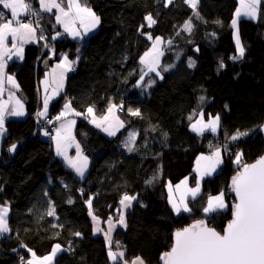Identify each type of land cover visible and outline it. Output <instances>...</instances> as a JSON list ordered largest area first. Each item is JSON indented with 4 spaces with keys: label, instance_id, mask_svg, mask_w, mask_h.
<instances>
[{
    "label": "trees",
    "instance_id": "16d2710c",
    "mask_svg": "<svg viewBox=\"0 0 264 264\" xmlns=\"http://www.w3.org/2000/svg\"><path fill=\"white\" fill-rule=\"evenodd\" d=\"M228 1L199 0L193 9L186 0H81L100 14L102 30L84 41L69 37L59 41L76 68L50 111L58 113L70 98L74 109L83 114L77 118L75 136L89 161L84 178L57 155L53 141L37 131L36 116L42 104L39 79L49 45L43 40L28 43L24 59L10 62L8 69L19 81L28 114L5 122L0 203L9 205L10 231L0 236V264H20L21 257L30 258V252L48 254L56 244L62 250L56 253L54 264H124L135 257L146 264H162L175 230L204 219L222 231L235 201L230 181L241 168L236 154L241 153V164H246L264 152V0L256 19L238 21L246 51L235 60L234 27L217 19ZM33 5L37 6V0ZM196 12L200 18H194L193 42L188 44L189 36L179 33ZM149 14L156 21L151 26L145 20ZM39 16L49 35L59 29L52 12L41 11ZM171 32L174 42L162 61L174 66L163 79L155 80L150 92L141 95L133 87L143 74L141 56L152 44L147 34L167 38ZM189 60L195 62L191 67ZM200 91L210 99L207 110L221 118L219 132L198 133L190 128L189 117ZM112 103L120 106L125 126L110 136L86 114L91 107L103 115ZM129 109H139L140 115H132ZM129 128L136 130L137 137L133 150L126 152L122 143ZM237 131L248 135L232 140ZM15 143L19 146L12 154L10 147ZM224 143L227 156L206 177L199 194L188 199L190 211L175 213L167 183L188 174L195 183L194 158ZM221 192L227 208L205 213L209 197ZM125 194L136 199L125 213L124 224H117L111 239L93 235L91 215L103 221V229L110 218L119 222ZM52 208L55 215H47ZM109 240L111 249L124 252L117 261L109 257Z\"/></svg>",
    "mask_w": 264,
    "mask_h": 264
},
{
    "label": "snow or ice",
    "instance_id": "6c2138e0",
    "mask_svg": "<svg viewBox=\"0 0 264 264\" xmlns=\"http://www.w3.org/2000/svg\"><path fill=\"white\" fill-rule=\"evenodd\" d=\"M171 0H169V3ZM193 9L196 8L197 0H186ZM261 0H241V7L236 10V16L240 17L241 14L254 18L257 16V6ZM39 9H33L30 3H26L25 0H0V5L4 9L10 10L11 19H7L3 13H0V93L3 92L5 79L9 84L15 85V80L12 76L5 77V68L7 60L12 59L15 55L19 58L23 57L22 45L30 40L36 38L37 27L39 21L37 20V26L34 27L32 22L24 23L19 17L20 15H33L39 17L40 11L52 12L56 9V20L58 23L64 25L65 31L72 35L73 37L81 35L79 29L74 27V25L79 22L80 26L83 27L85 32L90 29H94L100 22V18L93 12V10L87 6H82L79 0H68L67 10L62 6L61 2L57 0H38ZM148 25L151 26L155 24L156 21L153 19L152 15L149 14L145 17ZM237 25V19L232 20V26ZM143 27V25L141 26ZM190 21H186L184 24L185 30L191 31ZM60 35V33H57ZM11 37L12 47H8V40ZM40 39H44L40 36ZM149 39H152L149 36ZM161 38L156 37L153 42V49L150 52H146L143 57H141V62L146 64L150 71H156L158 65V43ZM171 41H169L170 43ZM236 49L238 55L232 57L233 60L243 58L245 55V48L241 43L239 35L236 36ZM18 44L20 46H18ZM14 50V51H13ZM155 51L156 55L151 56V52ZM151 56V58H149ZM71 61L68 60L65 55L61 60V63L57 65V68L61 69L59 73V83L58 87L63 86V76L64 72L71 70ZM194 61L189 60V66L194 65ZM220 67L223 68V61L220 63ZM159 74V73H157ZM143 80V76H141ZM139 83V82H138ZM18 87V86H17ZM55 93V89L53 90ZM11 99V95H10ZM49 97L45 96L44 108L47 111ZM203 101L204 97H200ZM115 105L110 106L109 112ZM70 104L65 105V109H69ZM88 113H92L93 109L89 107L87 109ZM132 115L139 116V109L133 111L129 109ZM45 112L38 113V115H44ZM23 105L19 100L15 101V107L9 110L5 103H0V134L4 132L5 117L8 116H22ZM67 112H61L59 116L56 117L57 120L64 117ZM79 115V113H77ZM200 118L196 120L195 123L191 125L193 131L198 133H203L206 129L211 130L215 133L218 129L220 122L219 115L209 118L208 122L205 123L203 120V112L199 114ZM107 120V117H104ZM192 119V117H189ZM74 121H69L68 125L74 124ZM93 123H96L95 119ZM120 127L123 126L122 122H117ZM68 125H61V129L68 128ZM100 126L99 124L97 125ZM264 127V126H262ZM61 129H57L56 149L58 155H64L65 159L68 160L70 167L75 169V171L83 176L88 165V158L83 156L79 145H77V156L75 158H68L66 156V147L71 143L70 128L66 135L61 136ZM105 131L109 132V135H115L114 131L110 128H105ZM47 134V133H46ZM248 135L247 132H239L231 136L232 140L238 139L240 136ZM136 133L129 134L128 143L132 144L135 141ZM16 145L13 144L10 148L15 150ZM133 149L129 147V151ZM226 150V146H225ZM241 153L236 154V163L241 166L242 170L238 171L232 178V190L235 192L236 202L233 204L232 219L227 223L223 230V234L216 231L214 228H209L206 226L203 220H198L188 227L177 230L174 233V243L171 246L170 251H166L162 255V260L164 264H264V156L258 158L252 164H241ZM204 161L205 173L210 174L215 170L217 164L220 163V149H216L211 156L201 155L197 159V171L200 170V162ZM151 181H147L150 183ZM187 184V178L181 181L180 184L176 185L179 189L181 185ZM199 182L197 186L192 189H187V192L191 193L193 197L199 192ZM169 191L171 193V185H169ZM135 196H130L125 194L120 201L121 205L126 206L130 204L131 201L135 200ZM170 201L172 197L170 195ZM184 197L181 196V203L177 204L172 202V208L176 213L181 212V205H183V211H190L187 204L183 203ZM71 203V201H69ZM89 208L91 209V200L88 201ZM226 207L223 194L221 193L215 197H209L208 206L204 208L205 213H211L218 210H222ZM8 213L9 208L6 206H0V234L7 233L10 231L8 223ZM47 215L54 216V208L47 212ZM95 220L96 217L93 216ZM111 220V218H110ZM120 224H124V217L121 215L119 219ZM111 228L109 229V231ZM100 231V229H97ZM75 235H81L79 232ZM111 240H109V257L113 261H117L118 258L124 256V252H113L111 250ZM117 248L121 247L119 244L116 245ZM61 250L59 244L55 245L52 249L50 255L40 258L39 260H30L28 264H50L53 257L58 251ZM29 251H31L29 249ZM33 257L35 254L33 253ZM124 264H129L128 261H124ZM130 264H143L140 257L134 258Z\"/></svg>",
    "mask_w": 264,
    "mask_h": 264
},
{
    "label": "crops",
    "instance_id": "0c3cea01",
    "mask_svg": "<svg viewBox=\"0 0 264 264\" xmlns=\"http://www.w3.org/2000/svg\"><path fill=\"white\" fill-rule=\"evenodd\" d=\"M57 2H61L62 3V6L65 8V10H67L68 0H57ZM79 3L82 6H86V5H84L81 2V0H79ZM260 3L257 6V9H258L257 16L254 17L253 19H256L259 16V5H260ZM197 5H198V2L196 4V7H197ZM37 7L39 9V7H40L39 6V3L37 4ZM240 7H241V0H238V1L237 0H229L224 5V7L220 10V12L218 13L217 19L219 21H222V22H230V23H232V20L233 19H237V25L234 27V30H235V28L238 26V21L241 18H250L248 16L243 15V13L241 14L240 17H237L236 16V10L238 8H240ZM0 10H2L3 12H5V17L7 19H11L12 18L11 17V14H10V10L4 9L2 5H0ZM41 11H43V10H41ZM93 12H95V14L100 18V25L95 29V31H94V29H90L88 32H85L84 29H83V27H81L80 24H79V22L77 21V23L74 25V27H76L77 29H79L81 35L76 36V37H73L72 35L68 34L65 31V28H64V25L63 24L57 22V20H56L57 11H56V9H53L52 10V13H53L54 18H55L56 26H58L59 29L57 31L52 32V34H50V38H49V41L50 42H49V44H47V46L49 45V50L47 52V55L43 58V61H42V65L44 66V71H43L42 76L39 79V91H40V96H41L42 104H41V108L38 110V113L45 112V109L42 108L44 106V97L45 96H48L50 98L49 101H48V106H51L52 102L54 100H56L61 95V93L65 90L67 77L70 74V72L72 71V67H71V70L64 72V76H63V86L62 87H58V83H59V73H60L61 69L57 68V65L61 63V60L63 59V57L65 55L67 56L68 60L72 62V59L70 58L68 51L64 50L62 44H61V47L58 46L59 41L63 40L65 37H69L70 39H73V40L84 41L89 36H91V35H93V34H95L97 32H101V30H102V18L100 16V14L97 13V11L93 10ZM24 15L25 14L22 13L19 18L22 20ZM0 22H2V21H0ZM24 23H27V22H24ZM234 30H233V35H234V39L236 41V35H235V31ZM57 33H60V35H57ZM38 38H39L38 37V32H36V38L34 40H30V41H28V42H26V43H24L22 45V48H23V57L22 58H19V57L13 55L12 56V59L7 60V64H6V68H5V77L12 76L14 78V80H15V85L9 84L7 82V80L5 79V83H4V86H3L4 90H3L2 93H0V103H5L6 104V107L9 110H11V109H13L15 107V101L16 100H19L20 103L23 105V112H24V114L22 116H8V115H6L5 122L9 118H21V117H25L28 114L25 101H24V99H23V97H22V95L20 93L21 90H20L19 81L17 80V78L15 77V75L11 71H9L8 66H9L10 62L13 61V60H23L24 59V56H25V47H26V45L28 43H31V42H37L38 41ZM162 40H163V37L160 40V42L158 43V47L159 48H161ZM18 46H20V45L18 44ZM8 47L9 48L12 47L11 37H9V40H8ZM236 54L238 55V53H236ZM50 59H54V61L51 64L48 63V60H50ZM54 87L57 88V90L55 89L56 90L55 93L53 91L54 90ZM10 95H11V99H10ZM207 102L210 103V99H208ZM66 104H70V106L73 107V105L71 104L70 98H66V100L64 101V104H63L62 108L59 110L58 113H56L57 116H59L61 112H64L65 111V105ZM112 105H115L116 107L115 108H112V111L109 112V108ZM119 109H120V106L118 104L112 103L111 105H109L107 111L105 112V114H103V116H102V118L100 120V126L98 128H101V130L104 131V132H106L107 134H109V132L105 131L104 129L105 128H110L111 131H114L115 134H117L125 126V122H124L123 118L121 117V115L119 113ZM66 111L70 112L69 114L71 116H73L74 118L71 119V120L70 119L67 120V122L64 121V123L63 122H59L62 119H59V120L56 119L57 122H56V126H55V137L57 136V129H58L59 124H61V125L62 124L63 125H68V122L69 121H74L75 123L74 124H71V125H68V128L61 129V127H60L59 128V129H61L60 135L61 136L66 135L67 132H68V130H69V128H70V134H71L72 140H71V143L69 145H67V147H66V156L68 158H75L77 156V145H79L80 151H81L82 155L84 156L85 153H84L83 147L79 143V141L77 140V138L75 136V126H76L77 118L80 115H83V114L79 113L77 110H76V112H74V109L73 108L66 109ZM201 111L204 114L203 120H204L205 123L208 122L210 116L211 117H215V116L219 115L217 113H213L211 111H208L207 109H203ZM49 112H50V108L47 109V111L45 112L44 115H42V116L41 115H38V116H39V118H45ZM77 113H79V115H77ZM96 114L97 113L95 112V109H93V112L91 114L88 113L87 117L92 122L93 117H95V116L98 115V114L97 115ZM199 114H197V116L193 120L191 119V122H190V128L191 129H192L191 125L193 123H195L196 120H198L200 118ZM104 117H107L108 119L105 120ZM118 121L123 123V126L122 127H120L118 125V123H117ZM221 124H222V122H221V118H220V122H219L218 129H217L216 132H219V130L221 128ZM4 129H5L4 132L2 134H0V156H1V151H2V141H3V137H4V135H5L6 131H7L6 130L5 123H4ZM132 129H134V128H129L127 130V132L125 134V137H126V135L130 131H132ZM43 131H44V134L42 133ZM205 131H211V130H207L206 129ZM134 132L136 133V137H137L136 130H134ZM41 134L48 139V136H47L45 130H42L41 131ZM110 136H113V135H110ZM55 137H54V139L52 141H53V145H54V150L57 153ZM125 137H124V140H125ZM136 137H135V139H136ZM124 140H123V143H122V147L124 145ZM133 144L134 143L129 144V145L126 146V149H124V148L123 149L126 152H129V147L132 148ZM15 145H16L15 150H11V153L12 154L16 152V150H17V148L19 146V144H15ZM225 146H226V150H225ZM220 147L215 148V150L216 149H220V163L216 165L215 170L212 171L210 174L205 173V170H204V164H205V162L204 161H201L200 162V166H199L200 170L197 171V167H198V165H197V159L201 155L211 156L212 153H213V151L200 152V153L197 154V156L194 158V160L192 162V170L195 173V178H196L195 179V183H192L191 182L190 174L184 176L183 178H181L177 182L169 181L167 183L168 191H169V185H171V193L169 191V201H170V195L172 197V201H170V204L171 205H172V202L173 201L176 202L177 204H180L181 203V196H183L184 197L183 203L187 204V206L189 208L188 199L191 198V197H193V196L191 195V193L187 192V189L195 188L197 186V182H199V187H200L199 192H200L201 189L203 188V183H204L205 178L207 176H209V175H213L218 170V168L221 166V164L225 160V158L227 156V153H228V147H227L226 144H223ZM58 156L66 163L67 166H69L68 160L65 159V156L64 155H58ZM88 167H89V161H88V165H87V168H86L83 176H80L75 171V169H73L72 167H70V168H72L78 174V176L80 178H84L85 175L88 172ZM185 178H187V184L186 185H181V187L179 189H177L176 188V185L180 184L181 181L185 180ZM199 192L196 195H198ZM133 203H134V200L131 201V203L130 204H127L126 206L121 205V207H122L121 208V210H122L121 211V215L124 218H125L126 211L131 208V206L133 205ZM7 205H8L7 203H0V206H6V207H8ZM181 212H183V205H181ZM9 213H10V208H9ZM9 213H8V219H9ZM207 214H209V213H207ZM93 216H95V215L92 214L91 217H90L91 230L93 231V235H98V234L106 235L103 227H101L99 225L98 218L95 216L96 219L94 220L93 219ZM97 229H100V231H97ZM5 234L6 233H2V234H0V236L5 235ZM88 234H89V232L86 233V235H88ZM51 252L48 253V254L42 255V256H37L35 254L36 256L33 257L32 260H34V259L39 260L42 257H45V256L50 255ZM117 252H120V251H117ZM30 256L31 257L33 256V252H30ZM54 259H55V256L53 257V260L50 262V264H54ZM142 261H143V264H146L143 259H142ZM129 264H130V262H129Z\"/></svg>",
    "mask_w": 264,
    "mask_h": 264
},
{
    "label": "rangeland",
    "instance_id": "374dc122",
    "mask_svg": "<svg viewBox=\"0 0 264 264\" xmlns=\"http://www.w3.org/2000/svg\"><path fill=\"white\" fill-rule=\"evenodd\" d=\"M172 1V0H171ZM238 1V0H237ZM25 2L26 3H30L31 5H32V7H34V8H38L37 6L35 7L34 5H33V0H25ZM166 2L167 3H169V0H166ZM197 2H199V0H197ZM37 4H38V0H37ZM0 13H3L4 14V16H5V12H3L2 10H0ZM98 13V12H97ZM257 13H258V9H257ZM99 14V13H98ZM152 15V14H151ZM153 17V16H152ZM199 19L200 18V15L198 14V12H196L195 13V15H194V17H192L191 19H189V20H187V21H190V23H191V31H188V30H185V28H184V25L181 27L182 28V30L180 31L181 33H179V34H181V35H183L184 37H188L189 36V39L187 40V42H188V44H191L192 42H193V40L190 38V36H191V34H192V30H193V27H194V25H195V19ZM153 19L155 20V18L153 17ZM28 23V22H27ZM148 23V22H147ZM185 24V23H184ZM33 25L36 27L37 26V24L36 23H33ZM100 25V22H99V24L94 28V31H95V29L98 27ZM41 30L43 31V32H45V45L46 44H49V38H50V35H49V33H47L45 30H44V28H43V26H41ZM41 30H40V28L39 27H37V32H38V37H39V35H40V32H41ZM235 35L237 36V34L239 35V38H240V33H239V28H238V26L235 28ZM171 34V35H170ZM169 34V37H167V38H165L164 36H162V35H156V36H154V37H152L151 36V34H147V36L149 37V36H151L152 37V45H151V47L148 49V50H146L144 53H143V55L141 56V57H143L144 55H145V53L146 52H150V50H152L153 49V42H154V40H155V38L156 37H160L161 39H162V37H163V40H162V45H161V48H159L158 47V45H157V47H158V50H159V56H158V65H157V67H156V71H150L149 70V68H148V66L146 65V64H144V63H142V65H143V74L141 75V76H143V80H141V77H140V79H139V83L137 82L136 83V85L133 87L134 88V90L135 91H137L138 93H140L141 95H143V94H146V93H148V92H150V90H151V88H152V86L155 84V80L156 79H163L164 78V76H165V74L169 71V70H171L172 69V67L174 66L173 64H169V63H164L163 61H162V56H163V54H164V52L165 51H167L168 49L167 48H169V46L171 47V45H173V42H174V32H171ZM38 40H40L39 38H38ZM169 41H171L170 43H169ZM243 45V44H242ZM154 55H156V52L155 51H152L151 52V56H154ZM151 56L149 57V58H151ZM73 63H72V68H73V64H74V60L72 61ZM157 73H159V74H157ZM16 77V76H15ZM158 77V78H157ZM54 89H56L57 90V88L56 87H54ZM200 97H204V100L203 101H201L200 100ZM44 99H45V97H44ZM208 96L206 95V93L204 92V91H200L199 92V94H198V96H197V103H196V106H195V108H194V112H193V115L191 116L192 117V120L197 116V114H199L200 113V111L201 110H203V109H207L208 108ZM66 100V99H65ZM63 104H64V102H63ZM63 106V105H62ZM43 109H45L44 108V106L42 107ZM50 108V106H48L47 107V109H49ZM62 108V107H61ZM70 108H73L74 109V107H71L70 106ZM92 109H94V108H92ZM119 111H120V109H119ZM64 112H67V114L64 116V117H62L61 119L62 120H60L59 122H63L64 123V121L65 122H67V120H71V119H73L74 117L73 116H71L69 113L70 112H68V111H66V109H65V111ZM74 112H76V110L74 109ZM91 114V113H90ZM105 114V113H104ZM86 115H88V111H87V114ZM97 115V114H96ZM102 116L103 115H97V116H95V117H93V119H92V122H93V120L95 119V121H96V123H93L95 126H97L98 124L100 125V120H101V118H102ZM56 117H57V115H56ZM56 117H55V120H56ZM64 118V119H63ZM58 122V123H59ZM191 122V121H190ZM61 127V124H59V126H58V129ZM98 127V126H97ZM101 129V128H100ZM134 130L135 129H132V131H130L127 135H126V137H125V140H124V145H123V148L124 149H126V146L127 145H129V143H128V140H129V134L130 133H133L134 132ZM43 134H44V131L42 132ZM106 133V132H105ZM109 135V134H108ZM221 138H223L222 136H221ZM222 141L223 142H225L224 141V139H222ZM16 144V143H15ZM224 144H226V143H224ZM221 145H223V144H221ZM221 145H219L218 147H220ZM215 148H217V147H214L211 151H213L214 152V150H215ZM221 148V147H220ZM84 150V149H83ZM85 153V152H84ZM84 156H86V155H84ZM87 157V156H86ZM171 165V161L169 160L168 162H167V168H169V166ZM206 179V178H205ZM205 181V180H204ZM203 185H204V183H203ZM222 194H223V199H224V202H225V205H226V207L225 208H227V206H228V202H227V199H226V196H225V194L223 193V192H221ZM221 193H217V194H213V195H211L210 197H215V196H218V195H220ZM8 207H9V205H7ZM208 206V201H207V205H206V207ZM224 208V209H225ZM176 213V212H175ZM98 218V217H97ZM98 220H99V225L101 226V227H103V221L101 220V219H99L98 218ZM107 224H108V227H107V229H105L104 228V231H105V236H106V238L107 239H111L112 238V236L114 235V230L116 229V226H117V224L119 223L118 221H114V220H108L107 222H106ZM111 228V230L109 231V229ZM57 245V244H56ZM60 245V244H59ZM61 246V245H60ZM61 250H62V246H61ZM60 250V251H61ZM113 252H117V250H114V249H111ZM59 252V251H58ZM34 254H36L37 256H42V255H39V254H37V253H35V252H33ZM35 255V256H36ZM32 258H33V256L32 257H30V259H29V261L30 260H32ZM111 261H113V260H111Z\"/></svg>",
    "mask_w": 264,
    "mask_h": 264
},
{
    "label": "built area",
    "instance_id": "2783aa9c",
    "mask_svg": "<svg viewBox=\"0 0 264 264\" xmlns=\"http://www.w3.org/2000/svg\"><path fill=\"white\" fill-rule=\"evenodd\" d=\"M32 8L33 9H37V8H34V7H32ZM22 20L24 22H32V23H36V24H37V20H38L39 21L38 27L41 30V26L42 25L40 23V16L36 17V16H33V15H26L25 14L23 16ZM40 36H43L44 39H40ZM39 39L43 40L45 42V32H43L42 30L40 32ZM230 55L233 56L234 54L231 53ZM77 58H78V56H75V60H77ZM74 68H76V64L75 63L73 64V69ZM55 117H56V113L52 112V111H50L45 118H39L38 115L36 116V118H37V131L45 130L49 140H53L54 137H55V126H56ZM213 138H214V136H213ZM29 259L30 258L24 259V258L21 257L20 258V264H28Z\"/></svg>",
    "mask_w": 264,
    "mask_h": 264
},
{
    "label": "water",
    "instance_id": "95a60500",
    "mask_svg": "<svg viewBox=\"0 0 264 264\" xmlns=\"http://www.w3.org/2000/svg\"><path fill=\"white\" fill-rule=\"evenodd\" d=\"M262 156H264V152H263L261 155H259L256 159H254L253 161L248 162V163H246V164H252V163H254L258 158H260V157H262ZM241 170H242V168H240L238 171H241ZM238 171H237V172H238ZM237 172H235V173L233 174V176H235ZM233 176H232V178H233ZM232 178H231V181H230V191L233 192V194H234V196H235V192L232 190ZM235 202H236V196H235V201L233 202V204H234ZM232 210H233V205H232ZM231 219H232V216H231V218L225 223V225H224L222 231L219 230V229H217L216 227L210 225L206 220H204V219H201V220H203V221L205 222V224H206L207 227H209V228H214L216 231H218V232H220L221 234H223V230H224V228L226 227L227 223H228ZM197 221H198V220H197ZM195 222H196V221H194V222H192V223H190V224H188V225H186V226H184V227H188V226L192 225V224L195 223ZM184 227H182V228H184ZM182 228H179V229H182ZM179 229H177V230H179ZM177 230H175L174 233H175ZM174 233H173V243H174ZM173 243H172V244H173ZM170 249H171V248H170ZM170 249H169L168 251H170ZM161 263L164 264V261L162 260V257H161Z\"/></svg>",
    "mask_w": 264,
    "mask_h": 264
},
{
    "label": "bare ground",
    "instance_id": "6f19581e",
    "mask_svg": "<svg viewBox=\"0 0 264 264\" xmlns=\"http://www.w3.org/2000/svg\"><path fill=\"white\" fill-rule=\"evenodd\" d=\"M75 56H78V55H75Z\"/></svg>",
    "mask_w": 264,
    "mask_h": 264
},
{
    "label": "clouds",
    "instance_id": "9594fccd",
    "mask_svg": "<svg viewBox=\"0 0 264 264\" xmlns=\"http://www.w3.org/2000/svg\"><path fill=\"white\" fill-rule=\"evenodd\" d=\"M38 115V114H37Z\"/></svg>",
    "mask_w": 264,
    "mask_h": 264
}]
</instances>
